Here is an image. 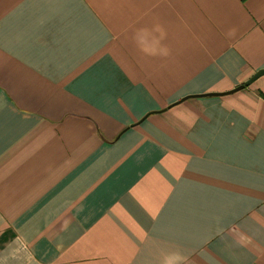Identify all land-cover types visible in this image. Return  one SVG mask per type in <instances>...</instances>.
Segmentation results:
<instances>
[{"label": "crops", "instance_id": "1", "mask_svg": "<svg viewBox=\"0 0 264 264\" xmlns=\"http://www.w3.org/2000/svg\"><path fill=\"white\" fill-rule=\"evenodd\" d=\"M262 68L264 0H0V264H264Z\"/></svg>", "mask_w": 264, "mask_h": 264}, {"label": "water", "instance_id": "2", "mask_svg": "<svg viewBox=\"0 0 264 264\" xmlns=\"http://www.w3.org/2000/svg\"><path fill=\"white\" fill-rule=\"evenodd\" d=\"M264 75V68L258 70L251 78H249L245 83L237 86L236 88H234L233 90L227 92V93H232V92H236V91H239L241 89H244L245 87L251 85L254 81H256L258 78H260L261 76ZM223 93H216V92H213V93H208V94H200L198 96H206V95H209V96H220L222 95ZM186 99V98H185Z\"/></svg>", "mask_w": 264, "mask_h": 264}]
</instances>
